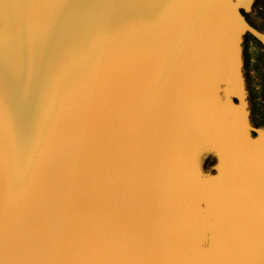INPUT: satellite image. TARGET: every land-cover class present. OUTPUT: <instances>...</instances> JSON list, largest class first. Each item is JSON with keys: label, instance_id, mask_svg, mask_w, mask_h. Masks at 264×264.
Instances as JSON below:
<instances>
[{"label": "water", "instance_id": "obj_1", "mask_svg": "<svg viewBox=\"0 0 264 264\" xmlns=\"http://www.w3.org/2000/svg\"><path fill=\"white\" fill-rule=\"evenodd\" d=\"M246 1L0 0V264H264Z\"/></svg>", "mask_w": 264, "mask_h": 264}, {"label": "flooded vegetation", "instance_id": "obj_2", "mask_svg": "<svg viewBox=\"0 0 264 264\" xmlns=\"http://www.w3.org/2000/svg\"><path fill=\"white\" fill-rule=\"evenodd\" d=\"M240 12L258 32L244 34L243 59L249 119L254 127L264 128V0H247Z\"/></svg>", "mask_w": 264, "mask_h": 264}, {"label": "rangeland", "instance_id": "obj_3", "mask_svg": "<svg viewBox=\"0 0 264 264\" xmlns=\"http://www.w3.org/2000/svg\"><path fill=\"white\" fill-rule=\"evenodd\" d=\"M236 90H237V96H238V101H239V107L245 112H247L248 107H247V104L243 101L242 91L240 89H236Z\"/></svg>", "mask_w": 264, "mask_h": 264}]
</instances>
